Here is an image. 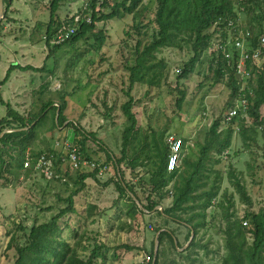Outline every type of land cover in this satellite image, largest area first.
I'll list each match as a JSON object with an SVG mask.
<instances>
[{
  "label": "rangeland",
  "instance_id": "374dc122",
  "mask_svg": "<svg viewBox=\"0 0 264 264\" xmlns=\"http://www.w3.org/2000/svg\"><path fill=\"white\" fill-rule=\"evenodd\" d=\"M52 1L11 0L7 9L4 3L0 20V86H6L0 87V121L4 129L18 125L8 115L6 103H11L26 122L33 119L31 125L36 126L22 145L17 143L14 148L11 141L0 159V264H15L19 247L30 243L33 226L51 222L68 206L67 197L72 193L75 194V212L59 218L60 234L57 235H62L85 260L91 257L95 264H147L143 262L145 255L153 248L156 251L162 248L159 243L157 246L156 237L160 231L158 227L165 225L176 246L162 254L159 264H219L218 258L225 255L220 226L216 225L215 235L209 236L201 232L206 228L205 223L194 234L210 243L213 252L210 249L189 252L187 248L192 230L195 232L193 225L205 209L201 202L204 198L195 194L186 203L195 206L175 212L181 216L179 220L175 213L164 210L172 203V197L160 199L146 180L155 168L151 135L155 131L157 136L163 134V137L177 133L189 143V153H193L190 159H198L206 134L214 121L227 111L230 98L233 99L231 87L215 78L210 67L211 56L205 51L201 52L190 74L180 77L186 61L193 55L186 32L178 33L174 43L156 51V56L166 63L157 84L131 82L129 67L136 58L137 42L147 43L157 29L156 0H144L147 10L126 14L127 20L114 17L98 22L93 32L60 48H53L45 39ZM82 3L83 0L61 1L54 27L65 22ZM106 11L110 9L104 8ZM100 31L105 34L102 43L94 36ZM13 63L31 64L44 70L15 68L8 83L6 73ZM181 91H185V96L180 105ZM131 98L138 122L131 133L126 157L117 167L106 150L92 137L84 136L76 124L94 133L119 158L123 155L124 133L130 125L122 106ZM50 102L53 103L40 117L42 109ZM57 105L64 106L67 120L62 125L58 124V110L54 109ZM261 114L264 118V106ZM251 126L256 129V140L243 139L239 133H233L231 146L222 154L211 151V157L205 160L206 176L201 177L196 192L209 189L215 183L219 195L213 199V205L225 195L234 197L238 215L244 208L247 214L264 206V123L254 121ZM224 128L221 122L218 131ZM232 128L239 132L235 124ZM66 141L68 145L64 146ZM72 145L105 163L108 166L105 173L99 175L94 172L97 170L87 168L76 172L68 169L65 181H54L34 169L26 171L24 166H18L19 160L26 158L28 153H34L35 157L45 151L63 152ZM231 167L245 183L253 200L251 206L240 200L229 177ZM86 171L95 174L82 185L77 181ZM119 173L134 185L141 208L144 207L142 203L147 202V195L162 203L153 210H136L133 201L118 191ZM206 210L208 214L218 212L212 205ZM186 235L191 236L187 239ZM184 246L186 248L182 249Z\"/></svg>",
  "mask_w": 264,
  "mask_h": 264
},
{
  "label": "trees",
  "instance_id": "16d2710c",
  "mask_svg": "<svg viewBox=\"0 0 264 264\" xmlns=\"http://www.w3.org/2000/svg\"><path fill=\"white\" fill-rule=\"evenodd\" d=\"M61 1L63 0H53L51 3V17L47 30L49 36L53 33L55 28V16ZM143 1L144 0H105L103 7L110 9V12L106 11L103 13L95 11L93 22L91 24L81 25L73 38L66 43L77 41L88 33L93 32L98 22L106 21L114 17L127 20V18H124L126 14L146 11L147 9L143 6ZM4 3L7 9L11 0H4ZM242 8H244V10H242ZM242 12L243 16L249 20L252 30L255 33V37L252 38V43L256 46L258 44L256 35L264 31V0H156L155 21L157 23V29L154 30L150 41L147 43L142 44L141 40L137 42L136 58L134 64L129 67L131 70V82L135 83L142 81L147 82L149 85L157 84L161 80L166 63L163 59L156 56V51L161 47L169 46L174 43V37L182 32L188 34L191 40V49L193 50V55L186 61L180 74V77H187L192 67H194L195 63L200 59L201 52H206L208 49L214 36V25L218 21L222 22L230 17H238ZM249 12L253 13V15H250ZM5 16H7V13H5ZM1 24L2 21H0V25ZM220 24L225 28L226 23ZM222 35L226 37L231 34H229L226 29L222 30ZM94 36L100 43H102L105 38L103 31L95 32ZM66 43L53 46V48H60ZM19 67L22 70H44L43 67H34L31 64L19 66V64L13 63L7 70L6 80L9 79L10 74L15 68ZM210 67L216 79L222 80L227 83L228 87H231L233 99L237 97L241 85L236 82L231 65L228 64L225 59L219 58L216 64L214 60H211ZM244 91L247 93L251 103V119L249 121L246 119L237 120L240 127L239 132H236L235 129L232 128V125L236 122L235 120L228 126H224V130L219 132L218 128L221 126L222 122L221 115V119L217 118L210 131L206 134L204 143L201 144V154L199 158L191 160L190 157L193 154L191 151L184 156L181 166L174 172H169L167 168L170 146L166 142V137H163V134L157 136V132L155 131L151 135L155 168L151 172L148 171L150 174L149 180L144 178L152 185V190L159 194L160 199L172 197V203L164 207L167 213L174 214L188 207L195 206V204L186 205L195 194L204 198L201 202L205 209L200 212L202 213V217L196 220L193 229H195V234H197L196 230L200 229V226L206 223V228H202L201 232L209 234L210 236L215 235L214 227H216V225L217 228L220 226L219 232L223 236L225 255L220 259L218 258L219 264H264V206L253 212H248L245 218L248 220L249 224L244 225V220L238 215V210L235 208L236 200L234 197L227 198L225 195L217 203L216 209H218V212L215 211L212 214L207 213L208 211L206 209L212 204L213 199L217 198L219 195L217 193L218 187L215 183L209 189H204L202 192L196 193L201 177L204 175L206 176L204 171V168L207 167L205 165V160L206 157H211V151L214 150L217 151L219 155L222 154L226 148L231 146L233 133H239L243 139L248 137L250 140H256V135H254L256 129L251 125L254 121L257 123H264V118L261 114V110L264 106V67L254 69V77L245 84ZM181 93L182 97L179 99L180 105L184 99L185 91H181ZM233 99L230 98L228 105L232 104ZM52 103L53 102H50L45 105L40 117L43 116L48 106ZM132 104L133 101L131 98L122 106L126 117L130 121V125L125 130L122 148L123 155L119 158L105 147V145L94 136V133H88L85 129L76 124L84 136L92 137L106 150L109 159L115 160L117 167L126 157L127 147L131 141V133L136 129L138 122L136 114L132 110ZM6 105L9 117H12L18 122V125L11 127V129L14 130L0 136V159L3 158L7 151V146H9L11 141L13 142L12 147L14 148L18 145H22V143L25 142L24 138L31 135L36 127L31 125L34 122L33 119H31L32 121L29 120L26 122V118L18 113L11 103H6ZM54 109L56 112L58 110V124L62 125L67 120L64 115V106L57 105L54 106ZM56 112L54 113V118L56 117ZM252 119H254L253 122ZM0 125L1 135L5 127H3L4 124L2 121H0ZM17 143L18 145H16ZM33 154L34 153H31V155ZM24 159L25 157H22V159L19 160V167L22 165L23 168ZM33 169L34 168L31 167L25 170ZM94 172H83L80 174L77 182L84 185L85 180L93 176L95 174ZM229 177L239 194L240 200L245 202L248 206H251L253 204L252 197L245 183L242 182L240 175L236 172V169L231 167ZM54 181H62V179ZM116 182L120 195L127 196L131 199L134 207L138 211L140 210L143 212L144 209L153 210L158 204L162 203V200L154 199L151 195H147V202L142 203L144 207L141 208L136 200V197L138 199L139 197L134 185L126 182L122 178L121 173H119V178ZM171 182L173 183L172 187L168 188ZM74 195L75 194L72 193L67 197L68 206L63 208L51 222L33 226L30 233V243L26 246L19 247V257L15 264H95L91 257L85 260L78 256L69 242L62 235H57L60 234L58 226L59 218L66 213L75 212ZM164 210L159 209L160 212ZM162 215L164 214L162 213ZM209 215L210 217H208ZM176 216L177 219H181L180 215ZM219 217L222 218V221H218ZM158 229L161 230L159 234V245H161L162 248L158 251L154 248L152 249L150 254H152L153 259L148 262V264H159L163 257L162 254L171 250V247L174 248L176 246L174 237L171 231H169L170 229H166L165 225L158 227ZM186 236L187 239H189L191 235ZM197 236L198 235L194 236V239L187 247L188 251L193 252L197 251V249H204V251L207 252V250L210 249L211 252H213L210 243L207 244L204 240L198 239ZM209 240H211V237H209ZM128 248L133 249L134 247L128 246Z\"/></svg>",
  "mask_w": 264,
  "mask_h": 264
},
{
  "label": "built area",
  "instance_id": "2783aa9c",
  "mask_svg": "<svg viewBox=\"0 0 264 264\" xmlns=\"http://www.w3.org/2000/svg\"><path fill=\"white\" fill-rule=\"evenodd\" d=\"M104 2L105 0H83V3L74 8L65 22L54 28L50 36L46 34V41L52 46H57L72 39L81 25L93 22L95 11L104 12ZM220 23H226L225 28L231 35L226 37L222 35V30L226 29ZM213 29L214 36L206 50L211 56L210 61L214 60L216 64L219 58L225 59L233 69L236 82L241 85L237 97L233 99L227 111L222 114V124L227 126L235 120L234 124L239 130L238 121L240 119L247 121L251 119V103L244 89L245 84L254 77V69L264 67V31L256 35L258 44L254 46L252 38L255 37V33L249 20L243 16V12L238 17H230L222 22L218 21ZM67 142H64L63 145L67 146ZM166 142L170 146L167 168L169 172H174L181 166L184 156L189 153L188 146L190 145L177 133H169L166 136ZM24 167L25 169L33 167L47 179H62V181H65V173L68 172V169L76 172L87 168L97 170L99 175H103L108 168L105 163H100L99 160L88 156L81 148L73 145L63 152L45 151L35 157L28 153L24 160ZM211 205L217 208V204L213 205L212 202ZM245 210V208L242 209L240 217L244 220V225H248ZM152 259V254H147L143 258V262L148 264Z\"/></svg>",
  "mask_w": 264,
  "mask_h": 264
},
{
  "label": "water",
  "instance_id": "95a60500",
  "mask_svg": "<svg viewBox=\"0 0 264 264\" xmlns=\"http://www.w3.org/2000/svg\"><path fill=\"white\" fill-rule=\"evenodd\" d=\"M3 5H4V1L3 0H0V20L2 18L1 16H2V12H3ZM12 130H14V129H5V130H3L0 136H2L6 132H9V131H12ZM160 232H161V230L158 232L157 237H156L157 246H158V243H159V234H160ZM194 234H195V232H194V230H192V236H191L189 242L192 241V238L195 236ZM185 248H186V246L182 247V249H185Z\"/></svg>",
  "mask_w": 264,
  "mask_h": 264
},
{
  "label": "crops",
  "instance_id": "0c3cea01",
  "mask_svg": "<svg viewBox=\"0 0 264 264\" xmlns=\"http://www.w3.org/2000/svg\"><path fill=\"white\" fill-rule=\"evenodd\" d=\"M14 77H15V76H14ZM10 79H11V78H10ZM10 79H9V82H8V83H10ZM3 86H4V85H2V84H1V86H0V87H3ZM4 87L6 88V86H4Z\"/></svg>",
  "mask_w": 264,
  "mask_h": 264
}]
</instances>
